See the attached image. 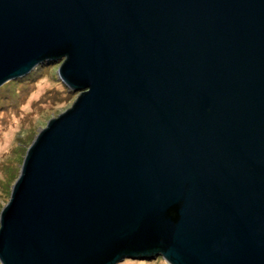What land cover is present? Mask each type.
<instances>
[{
  "label": "water",
  "instance_id": "obj_1",
  "mask_svg": "<svg viewBox=\"0 0 264 264\" xmlns=\"http://www.w3.org/2000/svg\"><path fill=\"white\" fill-rule=\"evenodd\" d=\"M61 60L0 264H264V0H0V87Z\"/></svg>",
  "mask_w": 264,
  "mask_h": 264
},
{
  "label": "rangeland",
  "instance_id": "obj_2",
  "mask_svg": "<svg viewBox=\"0 0 264 264\" xmlns=\"http://www.w3.org/2000/svg\"><path fill=\"white\" fill-rule=\"evenodd\" d=\"M64 60L44 67L42 75L18 93V101L4 109L0 96V118L4 112L5 125H0V214L7 206L11 188L19 176L25 154L46 124L68 110L80 93H67L58 78ZM15 89V88H14ZM118 264H167L161 257H132Z\"/></svg>",
  "mask_w": 264,
  "mask_h": 264
},
{
  "label": "trees",
  "instance_id": "obj_3",
  "mask_svg": "<svg viewBox=\"0 0 264 264\" xmlns=\"http://www.w3.org/2000/svg\"><path fill=\"white\" fill-rule=\"evenodd\" d=\"M50 64H53V61L43 62L39 64L38 66H36L26 76L22 78H18L13 81H9L5 83L4 85H2L0 87V96L3 98L2 101L8 102V105L2 104L4 109H7L8 107H12V106H9L10 104L12 105V103H14L15 105V103L18 101L17 99L19 95L20 96L22 95L21 93H18V89L21 90L20 92L25 90L30 85V83H33V81L36 80V78L42 75L43 73L42 71H44V67H47ZM60 83L63 86V88L67 90V88L63 85L61 81ZM67 93H71V92L67 90ZM2 101H0V103H2ZM7 113H10V112L9 111L4 112V115H2V117L0 118V125L2 127L5 125V122H6L5 119L9 115Z\"/></svg>",
  "mask_w": 264,
  "mask_h": 264
}]
</instances>
